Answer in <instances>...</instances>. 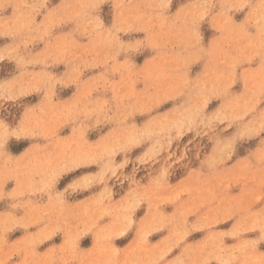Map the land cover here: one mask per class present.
Returning <instances> with one entry per match:
<instances>
[{
	"label": "clouds",
	"instance_id": "9594fccd",
	"mask_svg": "<svg viewBox=\"0 0 264 264\" xmlns=\"http://www.w3.org/2000/svg\"><path fill=\"white\" fill-rule=\"evenodd\" d=\"M0 264H264V0H0Z\"/></svg>",
	"mask_w": 264,
	"mask_h": 264
},
{
	"label": "rangeland",
	"instance_id": "374dc122",
	"mask_svg": "<svg viewBox=\"0 0 264 264\" xmlns=\"http://www.w3.org/2000/svg\"><path fill=\"white\" fill-rule=\"evenodd\" d=\"M206 35H210V33H207L206 32ZM70 92H71V90H68L67 92H65L63 95H68V94H70ZM68 178H66V180H67ZM64 182H66V181H62V184L64 183ZM142 214V213H141ZM222 227H226V226H222ZM199 237V234H197V236L196 237H194V238H198ZM158 237H154L153 239L155 240V239H157ZM120 243H124V242H120Z\"/></svg>",
	"mask_w": 264,
	"mask_h": 264
}]
</instances>
